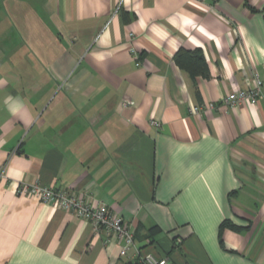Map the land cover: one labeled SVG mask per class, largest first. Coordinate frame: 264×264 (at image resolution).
<instances>
[{"label": "crops", "instance_id": "0c3cea01", "mask_svg": "<svg viewBox=\"0 0 264 264\" xmlns=\"http://www.w3.org/2000/svg\"><path fill=\"white\" fill-rule=\"evenodd\" d=\"M255 75L256 106L223 104ZM0 174V264L135 263L24 184L107 205L169 264H264V0H0Z\"/></svg>", "mask_w": 264, "mask_h": 264}, {"label": "built area", "instance_id": "2783aa9c", "mask_svg": "<svg viewBox=\"0 0 264 264\" xmlns=\"http://www.w3.org/2000/svg\"><path fill=\"white\" fill-rule=\"evenodd\" d=\"M131 54L136 56V51L132 49ZM262 88V80L255 75L253 87L230 93L223 99V104L233 108L248 101L256 106L261 98ZM212 107L213 105L211 104L205 106L204 109ZM202 109L201 107H195L192 109V113L198 115ZM153 124L159 126L157 122H153ZM1 175L3 174H0V177ZM17 194L36 198L42 203L51 204L59 209L73 212L80 218L89 221L97 233L105 234L106 244L116 241L121 243V257H127L130 249L134 248V264H169L167 258L159 257L151 252H143L142 249L138 248L134 232L125 224L124 220L112 212L107 205L96 202L90 197L84 198L67 190H57L40 184L21 185L17 189Z\"/></svg>", "mask_w": 264, "mask_h": 264}, {"label": "trees", "instance_id": "16d2710c", "mask_svg": "<svg viewBox=\"0 0 264 264\" xmlns=\"http://www.w3.org/2000/svg\"><path fill=\"white\" fill-rule=\"evenodd\" d=\"M174 61L180 69L184 70L189 75L194 83L199 77L204 79L210 78L208 63L206 61L204 53L200 49L194 51L180 49L175 54ZM225 228L236 230V227H234L233 224L228 220L224 221L221 224L220 233H222ZM159 231L160 230L158 228L154 227L149 232L151 234V237H154V235L158 234ZM151 243H153V241Z\"/></svg>", "mask_w": 264, "mask_h": 264}]
</instances>
